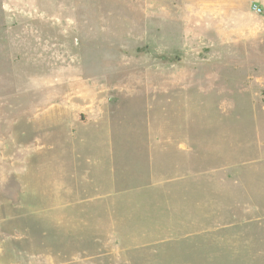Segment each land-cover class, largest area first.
I'll list each match as a JSON object with an SVG mask.
<instances>
[{"label": "rangeland", "instance_id": "374dc122", "mask_svg": "<svg viewBox=\"0 0 264 264\" xmlns=\"http://www.w3.org/2000/svg\"><path fill=\"white\" fill-rule=\"evenodd\" d=\"M199 1L0 0L1 264H264V0Z\"/></svg>", "mask_w": 264, "mask_h": 264}, {"label": "crops", "instance_id": "0c3cea01", "mask_svg": "<svg viewBox=\"0 0 264 264\" xmlns=\"http://www.w3.org/2000/svg\"><path fill=\"white\" fill-rule=\"evenodd\" d=\"M200 1H202L205 4V6H207L208 0H200ZM217 5L223 8L224 6L232 7L233 5H235V3H234V0H217ZM161 13H165V11L164 12L160 11L159 14ZM243 225H246V224H243ZM235 226L236 225H217V228H230V227H235ZM0 264H1V259H0Z\"/></svg>", "mask_w": 264, "mask_h": 264}, {"label": "built area", "instance_id": "2783aa9c", "mask_svg": "<svg viewBox=\"0 0 264 264\" xmlns=\"http://www.w3.org/2000/svg\"><path fill=\"white\" fill-rule=\"evenodd\" d=\"M252 8L256 12H261L262 11V7L258 3H253Z\"/></svg>", "mask_w": 264, "mask_h": 264}]
</instances>
